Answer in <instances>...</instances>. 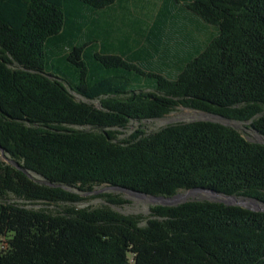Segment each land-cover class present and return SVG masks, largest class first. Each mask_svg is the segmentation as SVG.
I'll use <instances>...</instances> for the list:
<instances>
[{"label":"trees","instance_id":"1","mask_svg":"<svg viewBox=\"0 0 264 264\" xmlns=\"http://www.w3.org/2000/svg\"><path fill=\"white\" fill-rule=\"evenodd\" d=\"M165 4L150 36L171 79L93 51L96 38L66 46L87 15L124 8L123 0H0V148L8 157L0 161V264H264V212L211 201L155 206L148 218L75 207L104 186L152 198L208 189L264 205V144L233 128L181 122L119 139L131 122L178 107L250 123L264 136V0ZM176 5L216 29L182 55L167 46ZM59 51L73 83L48 71L47 57ZM139 75L153 86L132 89ZM12 197L66 209L30 210Z\"/></svg>","mask_w":264,"mask_h":264},{"label":"rangeland","instance_id":"2","mask_svg":"<svg viewBox=\"0 0 264 264\" xmlns=\"http://www.w3.org/2000/svg\"><path fill=\"white\" fill-rule=\"evenodd\" d=\"M128 8L132 11H128L127 8H118V6L111 7L107 10L100 11L96 14H89L83 21L84 30L83 34L81 32L76 33V36L73 40L67 43V47H73L74 45H83L88 41L96 38L99 41L94 44L93 51L110 53L115 55H123L125 60L134 63L136 66L140 67L141 70L147 73L160 74L164 77L170 78L174 74L171 70L170 65L162 60V54L155 50L154 45L152 44V39L150 36L152 28V18L150 14L146 16L134 14L132 5L135 3L132 0H123ZM147 2H153L157 0H145ZM135 5V4H134ZM89 32L86 34V31ZM213 27L209 29H204L202 31V39L205 40V36L209 37L215 33ZM95 32V33H93ZM176 42V41H175ZM207 42H203L201 47L206 45ZM91 52L86 54V60L90 63ZM62 55L61 51L58 52L57 57L51 59L47 57L48 62V71L57 75H65L61 73L64 69H61L59 66L58 56ZM138 77V78H136ZM134 76V84L131 87L132 89L137 88H148L152 87L155 79L151 77H141ZM66 80L70 83H73L71 74L66 75ZM79 101H85L83 98L76 95ZM94 105L98 106L97 103ZM193 121H211L214 123H219L226 125L230 128H233L243 134V137L251 142H257L258 144H264V136L258 134L257 131L250 127V123L231 121L227 118L215 116L214 114H208L199 112L196 110L184 109L183 107L176 108L171 114L166 115L163 118L157 120H146L142 122L133 121L130 123L127 131H124L123 134L119 136V139H126L132 132L136 130H141L146 132V134L156 133L166 126H171L177 123H188ZM0 161L7 163L8 157L0 149ZM192 192L190 191H179L176 195H185ZM113 194L118 195L122 199L127 200L129 203L126 205H111L107 202L105 197H101V194ZM87 200L82 202L79 205H69V207L75 206L76 208H86L96 209L100 207H109L110 209L119 212L123 215H143L148 218L150 214V208L165 205L164 202L154 200L151 196H141L136 195L133 192L121 191V189H108L104 186L97 188L92 194L86 196ZM189 201L203 202L211 201V203H226L232 206H241L245 208H255L253 205L256 203L253 200L244 199L241 197L227 198L225 195H214L211 192L199 191L195 194L190 195L184 201H178L172 205L183 204ZM12 203L25 204L30 210H41L45 209L46 211L57 214L58 212L62 213L65 209V205H45V203H39L36 205H30L23 201H18L16 198H11ZM260 208L264 207L263 204L256 203Z\"/></svg>","mask_w":264,"mask_h":264},{"label":"crops","instance_id":"3","mask_svg":"<svg viewBox=\"0 0 264 264\" xmlns=\"http://www.w3.org/2000/svg\"><path fill=\"white\" fill-rule=\"evenodd\" d=\"M135 4V5H134ZM132 5L134 14H140L146 16L150 14L152 18V26L155 27L158 19L165 10V0L161 2L153 1L147 2L145 0H135V3ZM128 11L130 8H128ZM168 12L172 15L171 18L176 17V21H179L175 26H169L167 29V36L169 39L173 40L172 44L168 42L167 46L170 47L171 52L179 55L189 52L191 47L194 45H201L203 42H208L209 37L205 36V40L202 39V31L204 29H209V26H206L199 20L197 17L192 15L187 9H184L181 6L170 7ZM179 19V20H178ZM176 41V42H175Z\"/></svg>","mask_w":264,"mask_h":264},{"label":"water","instance_id":"4","mask_svg":"<svg viewBox=\"0 0 264 264\" xmlns=\"http://www.w3.org/2000/svg\"><path fill=\"white\" fill-rule=\"evenodd\" d=\"M1 149V148H0ZM2 150V149H1ZM3 153H4V151H2ZM108 189H121V188H112V187H109ZM121 191H125V192H133V193H135L136 195H141V196H146V195H144V194H137L136 192H134V191H130V190H127V189H121ZM192 191H196V192H199V191H207V192H211L212 194H215V195H219L218 193H216V192H213V191H211V190H208V189H193ZM178 195H175L174 197H172V198H166V197H151L152 199H154V200H158V201H161V202H164L165 203V205L164 206H175V205H172V204H174V203H177V202H175V201H173L176 197H177ZM227 198H234V197H227ZM253 201H255V200H253ZM256 202V201H255ZM257 203V202H256ZM256 203H254V204H256ZM226 204V203H225ZM176 205H178V204H176ZM227 206H232V205H228V204H226ZM258 205L256 204L255 205V208H245L243 205H241V207L242 208H245V209H248V210H252V211H256V212H264V208H259V207H257Z\"/></svg>","mask_w":264,"mask_h":264},{"label":"bare ground","instance_id":"5","mask_svg":"<svg viewBox=\"0 0 264 264\" xmlns=\"http://www.w3.org/2000/svg\"><path fill=\"white\" fill-rule=\"evenodd\" d=\"M195 193H197V192L196 191H192L189 194H185V195H181L180 194L173 201H175V202L181 201L182 202V201L186 200L190 195L195 194ZM232 200H234V198H232ZM253 205L255 206L256 204H253ZM257 207H259V206H257ZM261 208H264V207H261Z\"/></svg>","mask_w":264,"mask_h":264}]
</instances>
